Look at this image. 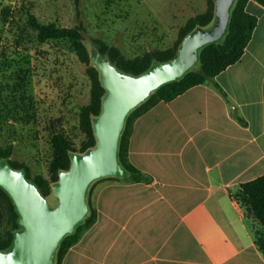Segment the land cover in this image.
I'll use <instances>...</instances> for the list:
<instances>
[{
  "label": "crops",
  "instance_id": "1",
  "mask_svg": "<svg viewBox=\"0 0 264 264\" xmlns=\"http://www.w3.org/2000/svg\"><path fill=\"white\" fill-rule=\"evenodd\" d=\"M242 57L139 116L129 161L151 183L96 185L94 223L61 264H264L263 228L236 198L264 175V6Z\"/></svg>",
  "mask_w": 264,
  "mask_h": 264
},
{
  "label": "rangeland",
  "instance_id": "2",
  "mask_svg": "<svg viewBox=\"0 0 264 264\" xmlns=\"http://www.w3.org/2000/svg\"><path fill=\"white\" fill-rule=\"evenodd\" d=\"M25 3L33 5L41 22L81 27L90 53L107 45L125 60L176 48L180 28L210 8L208 0H0V11ZM15 31L0 14V147H11L9 160L27 165L31 179L44 180L45 190L52 192L49 202L56 205L57 175L50 163L53 128L64 131L77 150L87 140L79 127V111L91 103L90 69L95 66L54 42L18 47ZM107 181L95 182L93 201L95 186ZM7 206L0 194V207ZM11 220L6 214L1 224L7 238Z\"/></svg>",
  "mask_w": 264,
  "mask_h": 264
},
{
  "label": "trees",
  "instance_id": "3",
  "mask_svg": "<svg viewBox=\"0 0 264 264\" xmlns=\"http://www.w3.org/2000/svg\"><path fill=\"white\" fill-rule=\"evenodd\" d=\"M247 1L248 0H235L231 8L226 34L220 41L207 44L199 49L198 61L194 67L187 71L181 78L165 83L152 91L148 98L128 113L118 144V159L124 174L122 176L104 177L91 182L86 194L88 206L87 214L83 221L75 226L74 231L70 234H66L60 241L56 250L54 264H61L67 250L76 244L81 235L94 223L96 218V207L91 195L92 187L95 182L100 180H123L129 183H151L153 181L151 175L135 167L128 158L129 140L135 120L158 102H169L189 88L199 84H212L223 93L222 89H220L215 82V76L242 57L252 37L253 30L257 25V18L249 14L245 9ZM256 1L264 6V0ZM208 2L210 5L209 10L189 18L180 28L179 42L176 48L156 49L139 55L132 60H125L122 58L115 47L101 45L97 50L103 57H107L118 70L135 76L140 75L147 71L155 62L163 63L175 58L182 40L194 29L198 27L209 29L213 26L216 20L214 14V0H208ZM0 14L1 21L16 28L14 36L18 47H23L26 44L54 42L65 46L68 50L75 53L80 61L92 65L90 51L84 39L83 29L81 27L75 26L67 28L61 26L57 22H41L34 13L31 3L22 4L17 9L5 7L1 9ZM90 75L93 83L91 103L82 106L79 111V127L87 138V140L82 143L80 150L75 149L64 131H58L53 128V155L50 163L53 172L57 175L54 183L59 180L60 171L70 168L71 155L73 153H83L96 145L93 122L102 112V101L106 95V90L102 86L100 72L97 68L92 66ZM11 152V147H0V160L5 159L11 167L23 170L26 178L33 181L40 192L51 202L49 196L52 192L45 190L44 180L41 177L31 179L27 165H16L12 163L9 160ZM0 194L8 202L6 210L0 207V250L8 251L13 244L15 231L21 227L18 224L19 216L11 198L1 187ZM236 198L239 203L245 207L247 214L257 220L263 228L262 233H257L256 245L264 256V175L241 184ZM6 214L10 215L13 223L9 238L5 237L4 233L1 231V224Z\"/></svg>",
  "mask_w": 264,
  "mask_h": 264
},
{
  "label": "water",
  "instance_id": "4",
  "mask_svg": "<svg viewBox=\"0 0 264 264\" xmlns=\"http://www.w3.org/2000/svg\"><path fill=\"white\" fill-rule=\"evenodd\" d=\"M234 2L214 0L213 26L194 29L182 40L175 58L155 62L140 75L118 70L97 49L90 53L106 90L102 112L93 122L96 145L83 153H73L70 168L60 171L59 180L53 185L56 205L50 204L23 170L11 167L5 159L0 160V187L11 198L21 227L14 233L11 248L0 250V264H54L60 241L87 214L86 194L91 182L124 174L118 159V144L128 113L152 91L181 78L194 67L199 49L224 37Z\"/></svg>",
  "mask_w": 264,
  "mask_h": 264
}]
</instances>
